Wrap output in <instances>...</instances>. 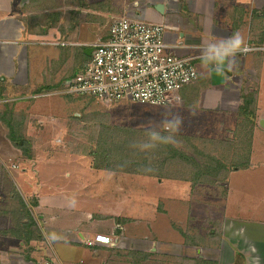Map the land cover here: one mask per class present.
Masks as SVG:
<instances>
[{"label": "crops", "instance_id": "crops-1", "mask_svg": "<svg viewBox=\"0 0 264 264\" xmlns=\"http://www.w3.org/2000/svg\"><path fill=\"white\" fill-rule=\"evenodd\" d=\"M53 1L56 5L52 9L43 10L40 0H0V111L6 103H11L14 111L27 113L26 130L36 123L35 120H31L30 114L33 104L32 106L31 103L27 104L26 100L37 99L33 97L37 95L48 96L49 93L68 97L69 95L62 93L65 82L74 77L89 60V48L107 40L112 20L125 15L163 24L166 42L176 46L173 53L189 58L198 68V80L181 89L177 93L176 101L166 107L170 112L186 111L185 115L193 108L198 114L200 112L211 116L208 124L210 129H200L191 135L178 132L177 135L220 140L229 137L228 132L236 129L238 111L244 102V95L250 91L256 92V115L264 107L260 87V82L264 78V53L236 55L233 61L225 63L220 72L204 65L200 58V49L203 45L227 38L237 31L243 35L245 44L253 45V42L262 40L264 0ZM158 4H163L162 13L155 8ZM61 85L63 87L60 89ZM39 89L48 92L37 93ZM24 101L27 105L17 109V104ZM121 102L106 104L110 107L102 113L107 114L106 122L109 125L131 129L126 122V119H129L127 115H122L123 123L115 119L118 111L126 112V108L123 109L119 104ZM109 109L111 111H108ZM83 116L84 114L75 116L80 119L79 125L75 124L70 129L74 132V134L69 132L73 141H77L74 142L76 153H72L66 162L78 163L77 169L80 170L82 163L88 164L90 161L91 171L85 167V173L63 185L58 184L61 180L42 181L50 176L41 174L43 179L40 178L32 190L29 187L31 183L28 182L31 179L24 178L20 173L26 188L23 191L16 183V176L13 179L21 197L25 201L26 198H30L31 212L40 230L38 233L42 236V240L31 241L30 245L26 246V261H22L21 264H43L50 259L58 260L61 264H172L168 261L171 254L170 250L165 249L167 244L162 243L157 234L152 236L149 228L151 223L155 225L159 221L160 227L161 224L166 225L169 232L176 234L173 229L171 230L170 222L173 219L171 216L177 217L171 215L175 211V206L170 207L171 204H166V201L158 204L147 203L146 197H143L147 193L146 183H141L143 187L137 188V191H132L126 186V190L121 187L107 191L105 188H99L102 192H93L92 188L96 187L90 182L93 175L99 173L101 178L109 176L108 173L124 172L96 168L94 157L79 149L83 144V138L85 139L83 132L86 131ZM71 121L74 123V120ZM0 124L5 129L6 138L13 144L1 121ZM259 125L261 126L258 123L256 128ZM139 129L147 130L144 127ZM57 139V142H61L62 138ZM69 144L71 145L70 142ZM91 144L93 143L88 142L89 146ZM128 175L152 178L151 183L147 184L154 190L161 184H154V179L160 178ZM59 177L63 180L64 173ZM169 181L176 182L173 179ZM196 187L190 189L196 190ZM118 201L120 208L115 211L113 202L116 204ZM5 211H1L0 214L4 216L2 212ZM190 217L192 216L187 218L192 222L195 218ZM161 219L166 220L161 222ZM221 220L222 237L210 247L207 241L192 243L188 241V244L186 237L181 233L183 231L178 228L182 244L184 241L189 247L188 255L183 257L189 261H183L181 264H193L195 259L211 260L217 264H264V247L257 238L249 235L244 224L230 217ZM229 220L233 221L232 224ZM176 221L180 223L179 225L184 223L179 217ZM11 222V219L6 220L4 226H11ZM188 227H192L190 232L193 235L196 234L193 226ZM212 228L215 229L214 226ZM233 228L237 230H234L233 234L238 235L240 240L243 239L239 245L242 244L241 248L246 251V256L236 242L232 241V245L230 243L227 231ZM136 231H140L141 234L138 235ZM184 232L187 236L190 234ZM51 234H56L62 239L50 243L46 237ZM96 235L109 237L111 241L109 244L86 245V240L93 239ZM204 235L208 238L207 233ZM9 240L14 242L8 243V246H11L8 251L21 249L22 242L19 239L9 236ZM233 245L236 246L237 252H234ZM0 252V261L4 259L6 264H13L11 253ZM130 252H135V255L130 256ZM141 252L151 253V256L143 261L142 254H139ZM162 257L167 258L160 263Z\"/></svg>", "mask_w": 264, "mask_h": 264}, {"label": "rangeland", "instance_id": "rangeland-1", "mask_svg": "<svg viewBox=\"0 0 264 264\" xmlns=\"http://www.w3.org/2000/svg\"><path fill=\"white\" fill-rule=\"evenodd\" d=\"M260 85L262 100L264 101V78L263 81L260 82ZM256 87L255 85V88ZM35 98L37 99L26 100V103H31V106L33 104L32 108L29 106L31 108L30 114L31 120H35L36 123H33L29 129L26 130V135L19 141L20 144H11L6 138L5 129L0 124V213L3 210L7 212V210L12 209L10 205L12 203L11 200L16 199L15 194H12L13 186H15L13 181L15 176L16 183L19 185L20 189H22V191L26 190L22 183V176H20V173L24 178L31 179L28 182L31 183L29 187H31L30 189L32 190L33 187H36V182H39L40 178L41 180L43 179L41 177L42 175L50 176L49 178H44L42 181H51V179L56 181L61 180L58 184L63 185L65 182L69 184L71 179H76V177L85 173V167L88 168V171H91L90 161H88V164L82 163V169L80 170L77 169L78 163L66 162L67 158L72 156V153H76L74 142L77 141H73L74 139L70 134H74L70 129H72L75 124L71 119L75 118L78 114H80V116L84 114V118L86 114H91L93 112L94 113L89 116V119L91 117L92 120L93 117L95 119L98 117L101 118L102 112L110 107L95 99L90 101L92 98L86 96H71L70 98L63 95H51L49 93L48 96H39ZM27 104H25V101L18 103L16 108L25 107ZM119 104L123 106V109L126 108V112L124 110L122 111L123 113L118 111L115 115V119L119 123H123L122 115H127L129 119H126V122H128V126L132 127L131 130H141L139 128L143 127L148 129L150 120L158 124L162 119V113L166 110L169 111V108L166 106H151L131 101H122ZM108 111H111V109ZM180 111L172 112L179 113L184 118L183 126L179 131L180 133L191 135L195 134L197 130L200 129H210V125L208 124L210 123L211 116L200 114V112L198 114L193 108L188 110V115H185V113H187L186 111ZM193 112L195 115L192 114ZM262 120H264V107L260 109V112H258L256 116L257 123L261 124ZM93 123L97 125L95 121ZM254 129L251 154L252 166L246 170L232 171L226 182H218L215 185H200L196 187V190H191L190 188L192 185L190 182L186 184L187 182L181 180L170 182L169 179H154L155 185L161 183L158 184L157 188L154 190L153 187L148 185L151 183L152 178L133 176L125 173H108L109 176H112L111 178H109V176L100 178L99 173H97L90 179V182L96 185V187L92 188L94 189L93 192H102L99 188H105L107 191L121 187L126 190V186L132 191H137V188L141 189V187H143L141 183H146V187H148L146 189L147 193H145L143 197H146L147 203L158 204L159 202L162 203L166 201V204H171L170 207L175 206V211H173L171 215L177 217L171 216L173 219H171L170 222L171 230L173 229L176 234L169 232L166 225L161 224V228L159 221L155 225L151 223L150 228L148 227L152 236L157 234L156 236L161 239V242L167 244L165 249L170 250L171 255L168 256V261L172 264H181V262L188 260L183 257L188 255L189 247L184 241L182 244V236L178 228L190 233L186 239L191 243L201 241L209 242L208 238L204 235L206 233L209 234V232L213 230V224H210L209 219L213 221L230 217L243 223L249 235L253 238H257L260 245L264 247V128L259 125L258 128ZM104 130L103 133L91 127L87 129V131H84L85 139L83 138L82 145L89 147V137L93 138L98 135L105 137L107 134L112 135V133H115V131H112L109 127H106ZM232 132V130L229 131L228 135L231 136ZM138 136L139 139L142 140L141 134H138ZM58 137L62 138L61 142L56 141ZM75 138L77 139L78 137ZM136 140L138 139H134L133 141ZM176 140L178 143L174 147L184 150V146L187 145L185 141L181 139ZM22 147H27L29 149L26 153L28 155L24 153ZM97 163L99 164L100 160ZM63 173L64 181L59 177V175H63ZM68 174L72 175L68 176ZM65 179L67 180L65 181ZM29 199L30 198H26L28 203L24 201L31 209V201ZM144 202L146 203L145 200ZM113 203L115 211H118V208H120V201L116 204L115 202ZM180 210L181 213H179ZM178 213L180 216H178ZM2 214L5 215L3 216L0 214V251H6L8 254L11 253V260L14 261L13 264H21L22 261H26L27 247L23 241L19 239L20 242H22L20 243L22 244L21 249H14V251L7 250L11 247L8 246V243L14 242L9 240V236H13L5 234L3 231L15 230L18 229V226L15 225L16 223L12 224V222L11 226H4V222L11 218L6 213L2 212ZM189 216L195 219L190 222L187 218ZM178 217L180 220L184 221L183 224L181 223V225H179L180 223L176 221ZM165 220L166 219H161V222ZM229 222L232 224L233 221L229 220ZM234 223L236 222L234 221ZM189 225L194 227L193 229L196 230V234L193 235V233L190 232V228L192 227H188ZM234 230V228L231 231L228 230L227 236L230 237L231 245L232 241H234L241 248L242 244L239 245V243L243 239L240 240L238 235L233 234ZM136 232L138 235L141 234L140 231ZM232 248L234 252H237L235 245H233ZM242 250V252H245L246 256V251L244 249ZM177 255L181 257H176ZM166 258L167 257H162L160 263ZM2 260L5 261L4 264H6V260L4 259H1L0 264H3Z\"/></svg>", "mask_w": 264, "mask_h": 264}, {"label": "trees", "instance_id": "trees-1", "mask_svg": "<svg viewBox=\"0 0 264 264\" xmlns=\"http://www.w3.org/2000/svg\"><path fill=\"white\" fill-rule=\"evenodd\" d=\"M40 4H42L41 8L43 10L52 9L56 5L53 0H40ZM263 42L264 37L256 43L253 42V45H260ZM62 87L63 85L60 86V89ZM45 92L48 91L42 89L37 90V93ZM68 97L71 98V96ZM93 100L92 98L91 101ZM10 104L6 103L0 111V121L7 129L8 138L13 143L18 144L23 139V136L26 135L28 114L24 111H14ZM91 114H86L83 118L86 131L91 127L103 133L106 127L115 131L112 135L107 134L105 136L106 138L100 135L93 138L89 137V143H93L91 144L92 146L87 147L81 145L79 148L86 154L94 157V165L98 169H108L160 179L188 181L192 187H196L199 185H215L218 182H226L232 171L248 169L251 166L254 128L258 126L256 122V92L254 91H250L249 94L244 95V102L240 105L238 111L236 129L233 130L231 136L220 140L206 137L175 135L176 139L184 140L185 144H187L184 146V150L172 145H159L156 149L145 152L130 148V142L134 139L140 140L138 134H141L142 140L146 139L147 130H126L111 126L106 122L108 117L105 113L102 114L101 118L98 117L95 119L93 117L92 120L91 117L90 121L89 116ZM72 120H74V124L79 125L80 119L72 118ZM94 121L97 125L93 123ZM80 143L82 144V142ZM22 149L25 154L29 150L27 147H22ZM99 160L100 163L98 164L97 162ZM12 191L16 199L11 200L12 203L10 205L12 209L4 213L8 214L11 218L12 224L16 223L15 225L18 226V229L3 232L22 240L26 246H29L31 241L42 240V236L39 234L40 230L28 204H25L24 199L18 193L15 186H13ZM209 221L215 227V229L213 228L207 234L209 240L208 245L210 247L212 243H217L222 237V220L212 221L209 219ZM181 233L187 238V233L184 231ZM139 254H142L143 261L151 256V253L141 252ZM129 255L133 256L135 252H130ZM193 264L217 263L211 260L195 259L193 260Z\"/></svg>", "mask_w": 264, "mask_h": 264}, {"label": "built area", "instance_id": "built-area-1", "mask_svg": "<svg viewBox=\"0 0 264 264\" xmlns=\"http://www.w3.org/2000/svg\"><path fill=\"white\" fill-rule=\"evenodd\" d=\"M175 47L166 42L161 23L128 15L115 18L107 40L93 46L89 60L65 82L62 93L91 97L103 104L121 101L151 106L171 104L183 87L195 83L199 77L197 66L189 58L175 55ZM253 52L264 53V42L245 44V50L237 55ZM39 96L46 94L33 97ZM110 241L106 236L96 235L85 243L96 246ZM43 264L61 263L50 259Z\"/></svg>", "mask_w": 264, "mask_h": 264}, {"label": "clouds", "instance_id": "clouds-1", "mask_svg": "<svg viewBox=\"0 0 264 264\" xmlns=\"http://www.w3.org/2000/svg\"><path fill=\"white\" fill-rule=\"evenodd\" d=\"M244 50V37L237 31L227 38L210 41L203 45L200 49V58L204 65L210 66L216 72H220L226 62L233 61L237 53ZM192 114L195 115L194 112ZM183 121L184 118L179 113H172L166 110L162 113V119L158 124L155 121H149L146 139L132 141L129 147L145 152L154 150L159 145L176 146L178 141L175 138V134L180 131ZM46 239L51 243L62 239V237L51 234Z\"/></svg>", "mask_w": 264, "mask_h": 264}, {"label": "water", "instance_id": "water-1", "mask_svg": "<svg viewBox=\"0 0 264 264\" xmlns=\"http://www.w3.org/2000/svg\"><path fill=\"white\" fill-rule=\"evenodd\" d=\"M155 8H156L159 12H161V13L163 12V4H158ZM92 51H93V48H89V50H88L89 55H91ZM261 126L264 127V120H262V122H261ZM21 144H22V142H21Z\"/></svg>", "mask_w": 264, "mask_h": 264}, {"label": "bare ground", "instance_id": "bare-ground-1", "mask_svg": "<svg viewBox=\"0 0 264 264\" xmlns=\"http://www.w3.org/2000/svg\"><path fill=\"white\" fill-rule=\"evenodd\" d=\"M109 238V237H108ZM110 240V239H109Z\"/></svg>", "mask_w": 264, "mask_h": 264}]
</instances>
